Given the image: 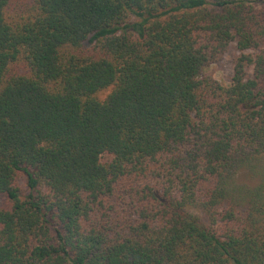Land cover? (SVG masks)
Instances as JSON below:
<instances>
[{
  "label": "trees",
  "instance_id": "1",
  "mask_svg": "<svg viewBox=\"0 0 264 264\" xmlns=\"http://www.w3.org/2000/svg\"><path fill=\"white\" fill-rule=\"evenodd\" d=\"M0 199V264H264V0H0Z\"/></svg>",
  "mask_w": 264,
  "mask_h": 264
},
{
  "label": "rangeland",
  "instance_id": "2",
  "mask_svg": "<svg viewBox=\"0 0 264 264\" xmlns=\"http://www.w3.org/2000/svg\"><path fill=\"white\" fill-rule=\"evenodd\" d=\"M237 54V50L235 47V44L232 45L229 52L226 54L224 59L220 61L219 63L212 65L209 67L205 74L210 75L217 81H219L223 85H228L231 81L232 75H233V58ZM107 93L102 94V97H105ZM251 176L246 175L245 173L241 174L239 176V182L240 183H249L251 182ZM23 185V184H22ZM24 187V186H22ZM3 204V200L0 199V205Z\"/></svg>",
  "mask_w": 264,
  "mask_h": 264
}]
</instances>
